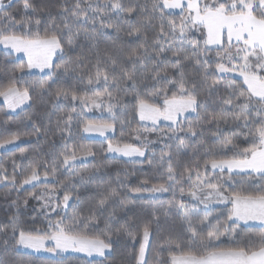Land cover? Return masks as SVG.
<instances>
[{
	"label": "snow or ice",
	"instance_id": "obj_1",
	"mask_svg": "<svg viewBox=\"0 0 264 264\" xmlns=\"http://www.w3.org/2000/svg\"><path fill=\"white\" fill-rule=\"evenodd\" d=\"M11 5L12 0H8V3L0 0V45H3L9 55L24 53L28 69L35 67L42 72L47 69L51 81L60 69L59 65H54L53 57L64 52V36L58 31L46 32L44 35L38 31L33 32V23L39 26L41 21L36 19L33 22L31 18L17 20L7 11ZM23 8L36 10L30 0H23ZM145 12L146 19H134ZM60 14L77 22L92 21L93 25L99 21L102 28H115L117 33L120 28L110 22L111 16L113 14L117 17L122 16L124 23L131 27L128 36L140 41L136 48L130 50L127 56L130 68L121 69L120 81L114 77L110 80L109 72L100 66L99 61L95 66V73H88L89 89L93 85L103 84V92L92 91L91 95H79L74 90L57 89L54 93L57 101L63 100L73 104L62 126H57L61 134L69 131L77 103L81 108L88 105L106 107L111 122L88 121L83 126V132L99 133L108 141L106 148L108 153L119 154L134 163H143L141 158L148 154L153 158L156 155L152 147L154 142L142 139L144 134L156 133L161 137L166 136L169 140L177 141L180 147L186 146V137L202 134L187 118L190 113L200 115L198 109L202 102L196 95V85H189L185 78L183 62L194 61L201 70V79L204 83L208 82L213 72L220 75L221 78L213 79L208 87L215 91L223 84L225 88L231 90L229 98L223 101L227 107L222 108L219 113L206 114L200 127L203 123L215 125L216 132L213 133V137L220 140L222 154L209 149L203 157L194 159L190 165L178 170V166L173 165L172 152L166 150L169 145L165 144L161 149L160 161L161 165L167 163L165 177H162L166 180L167 186L165 183L150 184L143 181L139 187L132 188L131 191L152 193L155 196L169 190L175 193L178 189L183 196L185 188L182 184L186 178L190 184L188 196L196 203L204 205L199 226H194L192 217L200 216L199 209L195 206L189 208L183 200L172 202L173 207L182 210L181 215L189 233V247L185 251L179 244L169 241L167 248L171 264H264V232L259 234L258 244L249 242L245 246H221V236L224 233L232 232L239 236L241 222L247 225L249 221H260L261 227H264V183L254 191L245 192L229 191L225 187L237 176L249 178L258 176L264 181V0H152L150 12L147 5H129L125 0L102 2L88 0L87 7H82L80 0H77L71 9L63 7ZM177 14L179 22L173 18ZM5 21L9 22L7 26ZM136 24L139 26H135ZM16 25L22 29L20 34L11 30ZM64 27L71 34L70 25L65 23ZM150 28L156 29L155 40L151 44L146 35V30ZM194 32L200 33L203 39L194 38ZM176 41L181 42V47L173 50ZM73 43L74 38L69 35L67 45L71 47ZM165 44L168 47H165ZM185 47H190L191 52H185ZM168 52H171L172 57L169 61L171 68L177 73V76L171 78L167 68L161 67L168 60ZM211 53H214V56L210 55ZM146 58L153 60L150 77L153 81L152 91L143 96L136 92L133 110L139 117L138 126L130 128L127 136L121 131L120 140L114 145L108 136V133L114 134L116 129L118 118L114 109L119 110L121 106L120 94H126L129 88L133 91L137 89L138 65L146 68ZM213 60L214 68L211 63ZM112 65L115 71L117 67L115 60H112ZM19 71L22 77L27 74L23 65ZM233 74H238L241 78L242 82L239 85L235 80L224 82L225 77H231ZM162 81L170 84L171 88H157L156 85ZM40 88L44 94H53L48 81L41 83ZM232 96H235V103ZM0 97H3L7 107L13 110L21 108L30 99L28 89L21 90L16 83L0 90ZM241 121L244 127L253 125L243 137V143L247 146L241 147L230 138L221 139V125L236 123L239 126ZM123 127L121 124V129ZM35 132L40 135L41 129L37 126ZM133 138L135 143H130ZM20 140L19 134L0 139V148L16 144ZM24 152L25 150L20 148L21 155H24ZM89 159L93 161L96 159L95 152L90 147L80 145L69 148L65 145L58 162H54L50 168L46 162L30 165L21 173L23 178L19 180L17 174L9 177L6 170L0 166V184L11 185L13 190L21 191L25 186L35 188L40 184L45 185L39 194L31 192L29 196L41 202V207L37 211L45 217L47 226L43 229L26 230L20 227L14 218L10 228L11 240L16 248L35 253L45 251L56 257H63L64 253L72 250L84 253L88 257L95 255L101 258L111 250L114 241L110 227L107 231L93 235L90 234V228H98L100 224L95 215L86 226L78 214L71 216L67 214V209L71 207L70 202L74 200L70 191L74 187L71 178L78 176L81 183L90 179L80 175L77 168L78 162L84 163ZM148 163L151 165L152 160L149 159ZM65 173L67 178L62 179ZM248 182L252 183V180L249 179ZM50 184L51 187L48 186ZM61 192L62 198L59 195ZM98 195L96 207L101 215L111 203L120 199L115 189L104 190ZM75 199L78 200V197ZM217 203L231 204L227 219L222 224L212 223L213 219H217L213 216ZM53 215L58 218L53 220L51 218ZM123 231L128 233L127 228ZM205 232L206 236L203 235ZM149 237L150 228L145 225L136 254V264H149L146 256L150 248ZM233 243L235 244V241ZM7 247L5 242L3 250L7 251ZM157 256H160V252ZM0 264L3 262L0 261Z\"/></svg>",
	"mask_w": 264,
	"mask_h": 264
},
{
	"label": "trees",
	"instance_id": "obj_2",
	"mask_svg": "<svg viewBox=\"0 0 264 264\" xmlns=\"http://www.w3.org/2000/svg\"><path fill=\"white\" fill-rule=\"evenodd\" d=\"M4 2L8 3V0H4ZM30 2L35 5V11L25 10L23 0H12V5L7 11L11 12L17 20L31 18L34 22L39 19L41 21L39 26L34 23L32 25L33 32L38 31L44 35L46 32L58 31L64 36L65 49L63 53L56 56L53 62L54 65H59L60 69L51 81L47 74H31L22 77L19 68L23 65L26 69V60L16 58L0 49V90L16 83L21 90L27 88L30 97L29 105L16 113H8L4 104L0 103V139H7L12 135L19 134L22 141L17 147L0 153V166L6 170L9 177L14 173L17 174L19 180L23 178L21 173L25 172L30 165L46 162L50 168L54 162H58L65 145L69 148L80 145L90 147L95 152L96 159L77 164L79 174L90 179L81 183L78 176L71 178L74 187L70 191H72L74 200L70 202L71 207L67 209V214L69 216L78 214L86 226L90 224L91 217L95 215L100 224L98 228H90V234L98 235L110 227L114 243L110 254L101 259H88L78 255L52 258L19 251L11 240V221L16 218L18 225L26 230L46 228L45 217L37 211L41 207V202L29 196L31 192L39 194L45 185L40 184L35 188L29 186L24 190L17 191L13 190L11 185L0 184V261L3 264H136V254L143 236V228L147 225L150 228V248L146 253L149 264H171L167 248L169 241L179 244L185 251L189 247V233L181 215L182 210L173 207L172 202L183 200L189 208L195 206L199 209L200 216L192 217L194 226H199L204 205L196 203L192 197L188 196L190 184L186 178L182 184L185 188L183 196L178 189L175 193L169 190L158 196L146 192L135 193L131 189L139 187L143 181H148L150 184L165 183L167 186L166 180L162 179L166 174L167 163L161 165L160 161L161 149L165 144L169 145L166 150L172 152L173 165L178 166V170L190 165L194 159L203 157L209 149L222 154L220 140L213 137V133L216 132L215 125L207 123H203L202 127L200 125L206 114L219 113L222 108L227 107L223 101L229 98L231 90L225 88L223 84L215 91L210 90L208 85L213 79H220V75L213 72L208 82L204 83L201 79V70L195 62L184 61L185 78L189 85H196V95L202 102L198 109L200 115L194 114L187 118L202 134L196 137H186V146L180 147L177 141L169 140L166 136L161 137L156 133H147L141 138L154 142L152 144L156 153L154 158L148 154L143 163H134L121 158L109 157L106 151L107 140L88 139L83 135V126L88 121L111 122L107 108L92 105L81 108L77 103L75 105L76 113H73L69 131L61 134L57 126H62L63 121L71 112L73 104L63 100L57 101L54 93L57 89L74 90L79 95H91L92 91L103 92V84L93 85L89 89L87 85L88 73H95V66L99 61L100 66L109 72L110 80L114 77L115 80L120 81L121 69L130 68L127 56L131 49L138 46L140 41L128 36L127 33L131 27L124 23L122 16L117 17L115 14L111 16L110 22L120 28L117 33L115 28H102L99 21L93 25L92 21L77 22L71 17L66 19L60 14L63 7L71 9L77 0H30ZM125 2L129 5H147V10L149 12L151 10L152 0H125ZM87 3L88 0H80L82 7H87ZM146 18L147 12L134 19L144 20ZM173 18L179 22L178 14ZM8 23L5 21V26ZM65 23H68L72 28L71 34L64 27ZM156 23L158 24L159 21L157 20ZM11 30L17 34L22 31L19 25L14 26ZM69 35L74 38L71 47L67 45ZM146 35L151 44L155 40L156 29H147ZM193 36L196 39H203V36L198 32H194ZM165 47L168 45L165 44ZM179 47H181V42L176 41L173 50ZM185 52L190 53L191 48L185 47ZM210 55L214 56V53ZM167 57L168 60L161 67L167 68L170 78L177 76L169 62L172 60L171 52L167 53ZM112 60L116 61L115 71H113ZM211 63L214 68L215 61L213 60ZM145 65L146 68L138 65L137 89L133 91L129 88L126 94H120L122 95L121 106L119 110L114 109L118 119L114 135L109 137L114 145L120 140L121 131L127 136L130 128L138 126L139 118L133 110L136 92L143 96L152 91L153 81L150 77L153 60L146 58ZM228 80H235L237 85L242 82L239 78H224L225 83ZM45 81L49 82L53 94L42 93L40 84ZM121 87H123L122 82ZM156 87L171 88V85L162 81ZM231 98L235 103V96ZM254 116L255 113H253ZM121 124L124 125L123 129H121ZM37 126L41 129L40 135L35 132ZM251 128H253L252 124L244 127L242 121L239 122V126L236 123L221 125L220 136L221 139H233L234 143L244 147L247 145L243 143V137ZM129 142L135 143V139L133 138ZM20 148L25 150L24 155H21ZM149 159L152 160L151 165L148 163ZM63 178H67V173ZM249 179L252 180V183L248 182ZM262 183L264 181H261L258 176L254 178L237 176L225 187L229 191L245 192L258 189ZM112 189L119 193L120 199L111 203L101 215L96 207L99 199L98 193ZM59 195L62 198L63 192ZM76 197L78 200L75 199ZM26 199L27 204H25ZM121 201L126 202L121 203ZM230 209V204L215 206L213 216L217 219H213L212 223H224ZM51 218L55 220L58 217L53 215ZM124 228H127L131 235L124 232ZM261 232H264V227L241 225L239 236L232 232H226L221 236V246H245L249 242L258 244ZM203 235L206 236V232ZM5 242L8 245L7 251L3 250ZM158 252H160L159 257L157 256Z\"/></svg>",
	"mask_w": 264,
	"mask_h": 264
},
{
	"label": "rangeland",
	"instance_id": "obj_3",
	"mask_svg": "<svg viewBox=\"0 0 264 264\" xmlns=\"http://www.w3.org/2000/svg\"><path fill=\"white\" fill-rule=\"evenodd\" d=\"M0 49L3 50V51H5V52H7V51L4 49L3 45H0ZM59 54H60V53H57V54L53 57V62H54L56 56L59 55ZM12 55H13L14 57H16V58H23V59H25V60H26V64H27V57H26V55H25L24 53H13ZM25 72L27 73L26 75H31V74L44 75V74H47L48 70L45 69V70L42 72L40 69L35 68V67L32 68V69H28V68L26 67ZM231 77H233V78H239L238 74H233ZM239 79H241V78H239ZM0 103H3V104L5 105V108H6V110H7L8 113H16V112H18V111L24 109L25 107H27V106L29 105L30 101L27 100V101L25 102V104L21 106V108H17V109H15V110L10 109V108L7 107V104L5 103L3 97H0ZM194 114H195V113H190V114H188V116H191V115H194ZM138 118H139V117H138ZM161 126H163V123L161 124ZM83 135H84L86 138H88V139L105 140L104 137L101 136L99 133H85V132H83ZM113 135H114L113 133H108V136H109V137H112ZM21 143H22V141L20 140V141H18L16 144L8 145L7 147L0 148V153L3 152V151L9 150V149L15 148V147H17L19 144H21ZM107 156H109V157H115V158H121V159H124V160H127V161H131V160H129L128 158L123 157V156H120L119 154H115V153H108V152H107ZM141 159L144 160L145 158H141ZM89 160H90V159H89ZM78 163H80V162H78ZM78 163H77V164H78ZM25 187H29V186H25ZM160 194H161V193L155 194V196H158V195H160ZM221 204H222V203H217V204H215V206H217V205H221ZM149 239H150V237H149ZM49 246H50V245H49ZM17 249H18V248H17ZM18 250H19V251H22V252H26V253H31V254H34V255H40V256H46V257H52V258L56 257V256H54L53 254L48 253V252H45V251H41V252H39V253H35V252H32L31 250H25V249H18ZM146 253H147V252H146ZM109 254H110V250H108V251L106 252V255H105V256H107V255H109ZM67 255H78V256L86 257V258H88V259H101V257L95 256V255L92 256V257H88V256H86L84 253L74 252V251H72V250H69L68 252L64 253L63 256H67ZM103 258H104V257H103Z\"/></svg>",
	"mask_w": 264,
	"mask_h": 264
},
{
	"label": "crops",
	"instance_id": "obj_4",
	"mask_svg": "<svg viewBox=\"0 0 264 264\" xmlns=\"http://www.w3.org/2000/svg\"><path fill=\"white\" fill-rule=\"evenodd\" d=\"M178 12V10H177ZM5 106V105H4ZM7 111V110H6ZM224 205V204H221ZM231 205V204H230ZM242 226H255V227H261V222L260 221H249L247 225H243V222H241Z\"/></svg>",
	"mask_w": 264,
	"mask_h": 264
}]
</instances>
